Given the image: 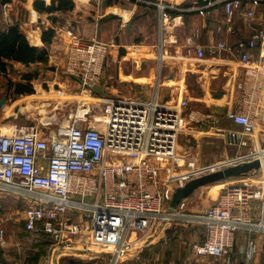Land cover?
<instances>
[{"label":"built area","instance_id":"obj_1","mask_svg":"<svg viewBox=\"0 0 264 264\" xmlns=\"http://www.w3.org/2000/svg\"><path fill=\"white\" fill-rule=\"evenodd\" d=\"M189 1L187 10L198 13L223 3L225 23L216 31L228 33L236 31L234 13L245 3L264 7V0ZM134 2L151 4L148 0ZM156 5L161 17L178 9L163 0ZM2 6L11 8V1ZM245 17V25L252 31L248 39L238 40L234 47L221 40L208 48L212 56L230 54L235 48L246 67L244 79L237 85L239 108L225 114L241 128L221 129L226 144L246 145L244 138L253 137L264 124V55L262 63H257L250 52L257 43L264 49V11L260 28L254 25V9L245 11ZM126 21L122 15L121 23ZM195 34L186 38L187 55L203 59L205 48L195 41ZM65 36L64 71L90 94L101 83L107 53L115 41H86L70 29L61 33V38ZM188 106V99L161 100L155 90L150 97L105 98L102 124L97 126L82 115L44 132L36 125H14L10 130L0 127V192L31 203L23 214L28 232L50 235L56 248L105 255L109 264H117L162 234L166 222L184 215L185 201L172 213L168 207L174 190L194 178L197 161L184 155L187 170L176 177L173 187L168 177L178 159L176 148L181 138L186 149L193 148L201 127L217 121L214 112L188 110ZM254 199L262 204L256 220L250 211ZM199 219L205 233L195 255L228 262L238 230L264 233V191L246 184L229 186ZM5 244V232L0 228V246ZM86 246L92 249L86 250ZM254 253L255 245L250 242L247 259Z\"/></svg>","mask_w":264,"mask_h":264},{"label":"crops","instance_id":"obj_2","mask_svg":"<svg viewBox=\"0 0 264 264\" xmlns=\"http://www.w3.org/2000/svg\"><path fill=\"white\" fill-rule=\"evenodd\" d=\"M21 1L12 0L11 8L6 9L2 6L4 0H0V28L6 30L11 25H18L31 46L46 50L48 61L23 63L2 59L5 64L4 68L0 66V99L7 96V100L0 107L1 128H7L9 124L10 120L8 121L7 118L11 116L8 115V109L18 108L20 111L21 107L16 106L18 99L24 95L27 99L31 98L30 94H16V85H31L36 90L45 83L49 86L50 82L71 89L80 87L70 76L62 79L57 75L49 79L44 73V71L57 73L59 69H64V46L68 38L66 36L61 38V33L70 29L86 41H107L115 38L117 42L108 63L106 60L108 64L107 70L105 68L106 77L98 91L111 93L115 91V96L150 97L156 90L161 100L174 102L178 99H188V110L212 111L217 115L215 123L204 125L201 127L202 130L195 134L197 144L193 143L191 147L196 149V153H199V147L205 144L208 147L221 146L226 151L236 146H244L236 143L226 144L221 129L240 130L241 128L227 120L225 114L239 108L241 91L237 85L244 79L246 67L240 62V56L235 48L232 53L224 52L221 56L210 55L208 48L221 40L234 47L238 40L248 39L252 31L245 25V11L254 9L256 17L254 25L260 28L264 11L262 5L253 7L245 3L234 13L236 31L228 33L216 31L219 25L225 23L223 3L211 5L204 13H198L187 10L190 5L189 0H163L173 3L178 9L171 10V13L169 11L167 17H161L156 5L160 0H148L151 4L135 3L134 0L127 2L73 0L72 9L52 13L36 11L33 7L34 0ZM45 2L49 3L50 0ZM34 13L37 18L36 23L31 20V15ZM149 13H154V18L149 19ZM122 15H126L128 23L125 25L119 22V17ZM144 19L147 21L141 24ZM48 28L54 29L55 34L52 41L46 44L42 41L41 35L43 30ZM194 34L195 41L205 48L206 55L203 59L187 55L186 38ZM160 42L162 44L158 45ZM250 52L254 62L262 63L261 55H264V49L259 43ZM51 65H54L52 66L54 69ZM109 65H111L110 70ZM29 75H32L31 80L27 79ZM114 82L126 86L117 88L113 86ZM11 96L18 99L14 101ZM180 142L181 147L186 149L183 145L184 139ZM198 189L193 194L199 193L200 196L203 191ZM5 195L7 194L3 196ZM8 196L13 198V195ZM261 206L259 199L251 201L250 211L254 220L259 218ZM0 228L4 230L6 238V244L0 246V264H65L66 261V264H96V258L101 256H104L105 264H109V259L105 255L89 254L78 248H55L52 237L45 233L35 235L36 239H29L24 221L15 225L6 221L4 224L0 223ZM161 235L156 237V241ZM196 237L200 239L204 237L203 228ZM171 239L172 237L167 234L163 242L168 244L166 247H170L167 249L169 253L172 252L173 247ZM250 242L255 245V253L247 259L245 252ZM181 246L183 252L182 248L180 250L177 246L174 248L179 251L177 258L180 260L182 256L184 257L182 260L191 258L193 253L189 252L184 244ZM157 248L158 246L147 248V251L145 250L139 257L137 253L140 249L132 251L117 264L127 259H142L143 256L147 259L152 257L154 262L155 259L160 258L161 251L156 250ZM37 252L40 254L36 259L34 255ZM196 259L200 264H264V233L238 230L228 262L220 257H196ZM210 259L212 261L209 263Z\"/></svg>","mask_w":264,"mask_h":264},{"label":"rangeland","instance_id":"obj_3","mask_svg":"<svg viewBox=\"0 0 264 264\" xmlns=\"http://www.w3.org/2000/svg\"><path fill=\"white\" fill-rule=\"evenodd\" d=\"M7 1L12 0H4L3 3ZM16 1L19 2V0ZM124 1L127 2L128 0ZM21 2L24 1L22 0ZM108 2H110V0H108ZM149 16V19L154 18V13H149ZM33 17L34 16L31 15V20L33 23H36L37 18L34 17V20ZM146 21L147 19H144L141 24L145 23ZM119 22L121 23V17H119ZM126 23L128 22L126 21ZM111 39H114L115 41V38H110L107 41H111ZM161 44L162 43L160 42L158 45ZM116 45L117 42L115 41V46ZM115 46H112L107 53V63ZM106 65L108 67V64H106L105 62L101 83L96 86V88L93 89L94 91H91L90 94L87 91H83V89L80 87L71 89L62 84L58 85L50 82L49 86L45 83L42 86H38L37 90L34 89V93L30 94V96L33 95L30 99H27V97H25L26 95H24V97L22 98L19 97L20 99L11 96L12 100H19L17 101L18 105L16 106H18L19 108L21 107V110L19 111L18 108L8 109V115H10L11 117L7 118L8 121L10 120L8 122L9 124L7 128L10 130L9 126L11 127V125H36L39 130H41V132L50 131L56 126V124L74 121L80 118V116L82 115L87 118V122H90L91 125H101L102 123L100 121L102 120L101 111L103 108V101L107 97H112V94H114V96L116 95L115 91H112V93L110 91H98L99 89H101L103 80L106 77ZM52 66L54 65H51V67ZM110 66L111 65H109V70ZM63 70L64 69H59L57 73H51L49 71H44V73L46 74L47 78L49 77V79L50 77H55L57 75L58 77L64 79L68 76ZM113 86L117 88H123V86H126V84L121 85L120 83L114 82ZM125 96L128 95H124L122 97ZM14 101H12V103ZM12 103L9 104L11 105ZM45 126H47V128H45ZM182 140L183 139L181 138L180 141ZM244 141H246V145L236 146L227 151L224 150L221 146L208 147V145L205 144L204 146L199 147V153H196V149L194 148H182V144L181 142H179L180 145L176 148V157L178 159L174 164V170L168 177L170 178L171 185L173 187H176V177H178V175L183 171L187 170L186 163L184 162V155L195 157L197 161L194 177L209 173L212 170H220L228 166H233L245 161L253 160L255 158H258L259 156H264V124L261 123V125L254 133L253 137H246L244 138ZM196 155H198V157ZM244 184L249 186L251 189L255 190L259 188L260 190L264 191V167H262L258 171L252 172V174H249L247 176L228 178L226 180L201 187V189L199 188L198 191H203L202 194L200 193V196H198L199 193L195 195L193 194L192 196L182 200L185 201V206L182 212L184 215H182L181 218H174L172 221L166 222L164 225L165 229L163 230L162 235L159 234L161 235V237L157 238V240H159L156 241V235L150 241L146 240L148 243L142 248H139L140 250L137 253L139 257L143 255L142 253H144L145 250L147 251V248L149 249L152 246H158L156 250L161 251L160 258L155 259L153 262V259H151L152 257L147 259L146 256H143L142 259H135L134 256L132 258H134L135 260L127 259V261L125 260L121 264H200L197 262L196 257H199L195 255V249L204 237L200 239L196 236L199 235V231H201L202 228L205 233V228L204 224L200 222L199 216L204 214L207 208L215 205L218 202L219 197L226 191L229 186ZM4 194L7 193L0 192V223L4 224L6 223V221L12 223L13 225H15L16 223H22L24 221V209L31 203L22 200L21 197L13 196V198L15 197L13 199L11 198L12 196H8L12 194L3 196ZM166 233L169 234L170 237H172L171 244H173V247L171 253H169L167 250L168 248H170L166 247L168 246V244L163 243L167 235ZM28 234L29 239L37 238L35 236L36 234L30 232H28ZM160 243L162 245H159ZM181 244H184L186 246V249H188V251L193 253V256H195L193 257L191 255V258H186L185 260H182L184 258L183 256L181 260L177 258V253L179 251H176L174 248H176L175 246H177V248L179 247L178 250H180L182 248ZM85 249L90 250L92 248L91 246H86ZM103 257H97L96 264H105L106 261ZM211 261L212 259H210L209 263ZM64 263L66 264L67 261Z\"/></svg>","mask_w":264,"mask_h":264},{"label":"trees","instance_id":"obj_4","mask_svg":"<svg viewBox=\"0 0 264 264\" xmlns=\"http://www.w3.org/2000/svg\"><path fill=\"white\" fill-rule=\"evenodd\" d=\"M73 6V0H50L49 3L43 0H34L33 2L34 9L40 13L70 10ZM54 34L55 31L52 28L43 30L41 35L42 41L49 44ZM2 59L15 60L23 63L36 61L47 63L48 61L46 50L31 46L18 25H11L6 30L0 28V66L4 68L5 63L2 62ZM31 77L32 75H29L27 79L31 80ZM15 93L19 95L32 94L34 93V89L31 85H16ZM39 254L40 252H37L34 257L37 259Z\"/></svg>","mask_w":264,"mask_h":264},{"label":"water","instance_id":"obj_5","mask_svg":"<svg viewBox=\"0 0 264 264\" xmlns=\"http://www.w3.org/2000/svg\"><path fill=\"white\" fill-rule=\"evenodd\" d=\"M52 69L54 68L52 67ZM6 100L7 96H3L0 99V107L6 102ZM262 167H264V156L194 177L187 181L185 185L177 187L174 190L169 203L168 211L170 213L174 212L180 202L190 197L198 188L217 183L228 178L247 176L252 174V172L260 170Z\"/></svg>","mask_w":264,"mask_h":264},{"label":"bare ground","instance_id":"obj_6","mask_svg":"<svg viewBox=\"0 0 264 264\" xmlns=\"http://www.w3.org/2000/svg\"><path fill=\"white\" fill-rule=\"evenodd\" d=\"M34 17H35V13H34V15H33ZM34 17H33V19H34ZM36 18V17H35ZM35 20V19H34ZM262 156H259V158H261Z\"/></svg>","mask_w":264,"mask_h":264}]
</instances>
